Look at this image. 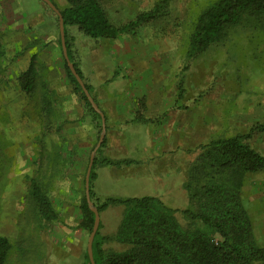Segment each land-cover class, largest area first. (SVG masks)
Masks as SVG:
<instances>
[{
	"label": "rangeland",
	"instance_id": "1",
	"mask_svg": "<svg viewBox=\"0 0 264 264\" xmlns=\"http://www.w3.org/2000/svg\"><path fill=\"white\" fill-rule=\"evenodd\" d=\"M157 1L100 0V3L110 23L120 26L133 20L138 13L150 10ZM214 1L171 0L167 9L158 18L132 30L139 41L132 48H139L142 50V55H146L150 60L153 59L146 64L151 69L143 73V80H146V86L152 89H196L195 92L190 91V96L195 97L194 101H196L195 112L203 113V119L212 125L218 123L219 118L223 116L231 124L236 125L262 123L264 122V21L243 22L229 29L222 40L209 46L204 52L194 57L187 56L188 40L195 20L200 12ZM0 2L1 57L6 65L3 75L4 86L0 89V116L3 117L0 121V130L6 133V137L13 145L8 151L10 166L5 167L6 185L2 190L0 189V236L5 237L10 244L7 264H83V260L80 261L73 252L62 255L60 236L53 230L57 221L49 223L41 221L37 202L29 194L31 178L34 182L44 181L46 188H49V196L55 204L61 205L62 197L59 195L61 192L56 189L59 187L56 182L57 175L49 174L44 178L32 173L30 165L32 159L26 156V143L21 140V136L14 135V132L25 127L17 126V123H22L26 116V113H21L22 103L27 105L26 103L29 102L28 104L33 106L36 104L37 108L41 87L57 90L58 97L55 95L54 98H57L59 106L62 105V53L58 43L57 16L39 0H0ZM51 2L58 10L66 7L65 0H51ZM52 41L55 43V49L44 54L45 50H50ZM30 47H33L31 52L35 55L37 77L31 96L26 99L25 95L18 94L16 89H12V80L15 78L12 71L16 68L19 70L26 68V50ZM107 51L105 59L108 63H112V58L118 53L110 49ZM24 55L25 59L22 57ZM99 60L101 59L98 58L96 61ZM119 61L122 65L123 59ZM63 71L66 75L64 66ZM121 73L120 67L106 70L104 76L108 77L109 89H129L130 85L127 84L129 80L122 79ZM101 74L102 72L98 71V75ZM66 79L69 80L67 76ZM121 82L123 87L119 86ZM53 106L55 107L56 104L54 103ZM83 108L87 112L84 106ZM34 112L37 113L35 110ZM58 115L60 116L59 113ZM48 118L49 123L54 121L49 130L52 133L57 119H53L56 116L52 115L51 117L48 115ZM226 130L221 136L238 131L235 129L230 131L228 126ZM128 131H130L128 134L123 135L125 149H123L124 154H121L122 158L133 162L145 160L144 169L148 168L151 171L153 163L149 156L157 144L151 143L144 125L133 126L132 131ZM262 137L264 133L254 138L258 146ZM12 138H15L14 142ZM16 138L19 140L17 141ZM146 147H148L147 152ZM196 152H201L200 147ZM116 154L118 156V153ZM83 169L77 200L78 210L84 197L85 165ZM263 171L264 169L259 173ZM93 172H96L95 168ZM162 176L167 188L164 183L161 188L159 183H154L146 178V175L139 182L126 176H119L114 180L108 175L102 176L100 199L155 196L169 208L178 211L188 208L187 194L181 188L183 183L180 184L172 173L164 172ZM180 179H182L181 175ZM51 207L56 211L52 203ZM70 208L67 209L68 215L73 212ZM120 210L121 207L118 206L99 212L101 222L99 236L115 234L121 219ZM176 217L179 224L184 226L185 222L179 213H176ZM59 220L62 221V218ZM102 227H105L103 231ZM87 237L88 234L85 232L82 243L83 253L86 249ZM109 245H113L115 251L126 249V246L120 247L113 242Z\"/></svg>",
	"mask_w": 264,
	"mask_h": 264
},
{
	"label": "trees",
	"instance_id": "2",
	"mask_svg": "<svg viewBox=\"0 0 264 264\" xmlns=\"http://www.w3.org/2000/svg\"><path fill=\"white\" fill-rule=\"evenodd\" d=\"M40 1V0H39ZM51 1V0H50ZM171 0H158L148 11L138 13L135 18L120 26L110 23L100 0H65L66 7L58 10L63 19L64 39L68 59L69 44L66 39V27L76 26L84 35L92 39H115L136 27L153 21L168 7ZM264 21V0H215L197 16L188 40V57L204 52L209 46L218 43L227 31L243 22ZM59 43V38H58ZM60 45V43H59ZM0 46V57H1ZM81 78L76 66L72 64ZM0 63V74H3ZM67 78L73 86L87 112L94 118L97 134L101 131L99 115L93 111L80 86L70 73L64 61ZM37 69L32 57L28 67L17 78L20 91L31 96L35 86ZM1 80V78H0ZM89 93V87L84 85ZM38 107L34 104L36 115L46 120V130H51V117L59 115L53 108L58 104L52 91L41 87ZM55 100V101H54ZM52 113V114H51ZM3 117L0 116V121ZM264 128L262 125L258 127ZM60 131V126L53 129ZM49 132V131H48ZM250 133L225 139H217L202 146L201 152L188 171L183 189L188 197V208L176 210L166 206L156 197L132 199H107L102 204L94 203L101 212L108 207L121 205L122 218L114 237L102 238L97 232L92 242V256L95 264H264V248L258 246L252 235L251 224L244 210L240 193L248 174L264 169V156L252 149L246 142ZM60 143H47L52 151L46 159L52 166V175H56L62 158L57 157ZM103 144V142H102ZM101 144V146H102ZM12 142L6 133L0 130V189L6 185V166H10L8 151ZM95 159L93 161V165ZM106 164L119 165L105 161ZM125 163V162H124ZM127 163V162H126ZM93 165L89 176V197L94 198L92 181ZM54 170V172H53ZM47 175H43L46 178ZM44 180V179H43ZM84 184V181H83ZM44 181L30 179V196L37 202L41 221H57L58 214L51 207L47 185ZM79 227L89 234L93 224V213L89 210L85 197L79 205ZM176 213L184 220L182 226ZM115 241L126 246L119 253L104 254L103 241ZM10 244L0 236V264H7ZM83 264H90L86 251Z\"/></svg>",
	"mask_w": 264,
	"mask_h": 264
},
{
	"label": "crops",
	"instance_id": "3",
	"mask_svg": "<svg viewBox=\"0 0 264 264\" xmlns=\"http://www.w3.org/2000/svg\"><path fill=\"white\" fill-rule=\"evenodd\" d=\"M136 36L134 32L130 31L115 39H92L84 35L76 26H68L67 28L66 39L69 42V61L78 69L83 84L89 87V94L104 117L103 144L100 145L94 155L93 170L95 168L96 172H93L94 179L92 181L93 204H102L107 199H120L113 197L100 199V178L102 176L108 175L112 180L119 176H126L139 182L146 175V178L151 179L154 183H159L161 188H163V183L167 188L162 179L165 172L172 173L175 179L180 181V184L184 183L188 169L200 154L196 152L198 147L201 148L217 139L250 133L246 142L252 149L264 156V137H262L259 146L254 141L258 134L264 133V128L262 130L258 128L261 125L264 127V122L236 125L235 123L231 124L223 116L219 118L218 123L212 125L203 119V113L196 114L195 112L194 105L196 101H194L195 97L190 96V91L195 92L196 89H152L147 87L146 80H143V73L150 71L151 68H148L146 64L153 61V59L150 60L146 55H142V50L139 48H132L139 42ZM50 45V50H45L44 54L55 49L54 41ZM32 49L33 47H30L26 50V68L30 59L35 58L34 52H31ZM108 49L118 53L116 57L112 58V63H108L105 59ZM97 54L98 58L101 59L99 61H96L98 59ZM22 57L25 59V55ZM120 59H123L122 65ZM63 61L62 56V105L56 104L54 107L57 113L60 114L55 124L56 127L62 126L61 130L58 134L48 132L49 130L45 128L46 120L43 116H37L34 112L36 109L28 102L27 105L23 103L21 105V113H26L22 121L23 124L21 122L17 123V126H25V129L17 130L14 135L21 136V140L26 143V156L32 159L30 161L31 172L40 177L52 173V166L46 161L52 155V149L48 148L47 143L62 142V149L57 150V157L62 158V161L58 164V170L56 171V182L59 184L56 189L61 192L59 195L62 197V204H55L49 196L50 194L47 195L57 213L61 214L58 215L57 225L53 230L54 233L57 231L56 235L60 236L62 255L73 252L77 254L78 259L81 261L83 260L82 243L85 231L78 226L80 214L77 200L79 199V189L82 182L81 173H83L84 165L86 170L90 153L96 144V139L98 140V130L94 118L84 110L78 96L73 91L72 84L66 79L63 71ZM0 63L3 65V74H0V89H2L4 86L3 75L6 71V65L2 57H0ZM116 67L121 68L122 79L128 78L129 89L108 88V77L104 76V73L110 68L115 70ZM26 68L22 70L16 68L13 70L14 72L12 71L15 77L12 80V89H16L18 94L24 95L20 91L17 78ZM98 71L102 72L101 76L98 75ZM119 86L123 87L124 85L121 82ZM48 90L52 91V89ZM55 95L58 97L57 90L51 93V96ZM28 98L27 95L26 99ZM138 125H144L146 135L150 138L151 143L157 144V147L149 156L153 163L151 171L147 168V165H145L147 169H144L143 163H146L145 160L133 162L121 156V154H124L123 149H125L123 135L128 134L130 132L128 130L132 131L133 126ZM227 126L230 131L232 129L238 131L227 136H221L222 132L225 134L227 131ZM131 134L134 133L131 132ZM14 140L15 138H12L13 142ZM16 140L19 139L16 138ZM147 148H145L146 152ZM116 153H118V156ZM105 161L120 164H106ZM259 172L246 176L241 188L240 199L251 224L253 239L258 246L264 248V171ZM180 175L182 179L179 180ZM181 188L183 189V184ZM141 197L132 196L125 199ZM118 206L121 207L120 215L122 218L123 207L121 205L108 208ZM69 208L73 209V212L68 215L67 209ZM61 218L62 221L59 220ZM103 222L106 223V221ZM99 225L101 228L100 220ZM104 229L105 227H102V231ZM114 235L100 234L102 238H113ZM110 242L119 244L120 247L123 246L115 241L105 240L101 246L104 254L122 252L113 250V245H109Z\"/></svg>",
	"mask_w": 264,
	"mask_h": 264
},
{
	"label": "water",
	"instance_id": "4",
	"mask_svg": "<svg viewBox=\"0 0 264 264\" xmlns=\"http://www.w3.org/2000/svg\"><path fill=\"white\" fill-rule=\"evenodd\" d=\"M40 1L43 4H45L57 16L59 43H60V49H61L63 59L66 63L67 68L69 69L70 73L72 74V76L74 77V79L76 80L78 85L80 86V88H81L84 96L86 97L88 103L90 104L91 108L93 109L94 112H96L99 115L100 121H101V131H100L98 140H97L93 150L90 153V156L88 159V164H87L85 174H84V184H83L84 197H85L87 206H88L89 210L94 215L92 228H91V231L87 237L85 251H86L89 263L95 264L93 261V256H92V242H93L94 236H95L97 229H98V226H99V213L96 210V208L94 207V205H93V203L89 197V176H90L91 167H92L93 161H94V155H95L97 149L100 147V145L103 142V138H104V117H103L102 113L99 111V109L96 106V104L94 103V101L92 100V98H91L90 94L88 93V91L86 90L81 78L78 76L73 65L70 63V61L68 59L66 45H65V39H64L63 19H62L60 12L58 11V9L53 5V3L50 0H40Z\"/></svg>",
	"mask_w": 264,
	"mask_h": 264
}]
</instances>
